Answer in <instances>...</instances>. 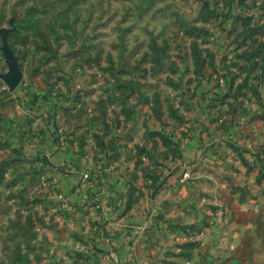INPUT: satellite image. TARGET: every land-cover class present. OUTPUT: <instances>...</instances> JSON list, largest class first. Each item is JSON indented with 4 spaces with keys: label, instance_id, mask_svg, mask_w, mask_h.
Returning a JSON list of instances; mask_svg holds the SVG:
<instances>
[{
    "label": "rangeland",
    "instance_id": "374dc122",
    "mask_svg": "<svg viewBox=\"0 0 264 264\" xmlns=\"http://www.w3.org/2000/svg\"><path fill=\"white\" fill-rule=\"evenodd\" d=\"M2 30L22 75L10 90L0 34L5 104L47 106L39 128L0 142V264H100L71 224L84 206L26 155L41 136L124 179L158 221L150 264H264V0H0ZM235 49L251 94L214 82ZM194 136L224 139L190 156Z\"/></svg>",
    "mask_w": 264,
    "mask_h": 264
},
{
    "label": "crops",
    "instance_id": "0c3cea01",
    "mask_svg": "<svg viewBox=\"0 0 264 264\" xmlns=\"http://www.w3.org/2000/svg\"><path fill=\"white\" fill-rule=\"evenodd\" d=\"M226 56V61L221 66V73L214 81L221 86V88H217L218 91L227 89H224V83L218 82L221 78L227 84L231 80L235 88H242L243 83L245 86L248 83L243 90H248L250 93L253 79L248 67L251 66V61L244 60L243 57L241 59L236 54V49L231 54L228 51ZM248 76H250L249 80ZM218 91L216 93H219ZM259 91L260 96L264 98V84L260 86ZM212 93H208V95H212ZM8 95L11 102L5 104V93H0V142L14 145L18 144V141L25 136L28 127L36 130L41 126L42 117L45 116L44 108L47 105L37 103L36 108L23 111L22 107L13 102L16 93L6 96ZM36 98L44 102L39 96ZM251 105H253V109L261 110L254 100ZM27 117L31 121L30 126L25 121ZM223 139L224 137L214 139L194 136L187 143L188 155L196 154L201 144L212 145V143ZM32 144H26L29 147L25 149L26 155L29 154L33 158L34 153H41L43 160L39 162L43 163L42 170L52 179L60 201L78 209L84 206V210L88 213L85 218H77L71 224L76 226L83 224V233L86 230L89 237L90 235L95 237L94 240L92 239L96 242L95 249L91 250V254L95 255L94 259L100 264H150L145 257L150 253L153 254L154 248L157 250L159 247H154V244L151 243L153 241L151 233L155 232L159 235L154 231L158 221L157 219L153 220L150 213H145L143 209L140 213L136 211L134 207L138 205L134 204V200L128 199L129 192L125 187L124 179L112 167L109 168L105 164L98 165L87 156H80L74 148L54 146L49 136L34 139ZM37 148L40 149L37 150ZM203 149L206 150V148ZM207 150H211V146ZM84 173L89 175V179L86 181L82 178ZM142 205L143 201H140L139 207L144 208ZM65 223L69 224V221L67 220ZM96 224H102L103 229L90 232ZM166 228L167 226L163 228L164 233L161 232V236L164 240H166L165 236L171 240L165 231ZM84 237L86 238V236Z\"/></svg>",
    "mask_w": 264,
    "mask_h": 264
},
{
    "label": "water",
    "instance_id": "95a60500",
    "mask_svg": "<svg viewBox=\"0 0 264 264\" xmlns=\"http://www.w3.org/2000/svg\"><path fill=\"white\" fill-rule=\"evenodd\" d=\"M0 34H2V52L3 56L6 60V62L9 65V74L7 76H3L5 83L8 85L10 90H14L15 87L19 84L21 81L22 75L21 71L15 61V58L12 56L8 45H7V34L8 30H2L0 31Z\"/></svg>",
    "mask_w": 264,
    "mask_h": 264
},
{
    "label": "built area",
    "instance_id": "2783aa9c",
    "mask_svg": "<svg viewBox=\"0 0 264 264\" xmlns=\"http://www.w3.org/2000/svg\"><path fill=\"white\" fill-rule=\"evenodd\" d=\"M219 83H224L225 84V86H227V82H225L223 79H219V81H218ZM187 177V175L185 174L184 175V178H186ZM82 178H83V180L84 181H86V180H88L89 179V175H88V173H84L83 174V176H82ZM59 197H61V196H59ZM171 235V238L176 242V243H182V242H184V240L185 239H183L182 237H180V236H178V235H176V234H174V233H171L170 234Z\"/></svg>",
    "mask_w": 264,
    "mask_h": 264
},
{
    "label": "trees",
    "instance_id": "16d2710c",
    "mask_svg": "<svg viewBox=\"0 0 264 264\" xmlns=\"http://www.w3.org/2000/svg\"><path fill=\"white\" fill-rule=\"evenodd\" d=\"M229 82H230V83H229V85H230V84H231V80H229Z\"/></svg>",
    "mask_w": 264,
    "mask_h": 264
}]
</instances>
